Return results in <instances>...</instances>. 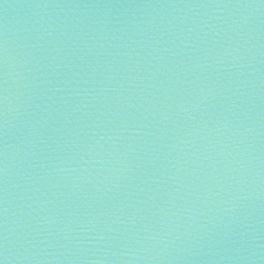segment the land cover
Returning a JSON list of instances; mask_svg holds the SVG:
<instances>
[{"label": "water", "instance_id": "obj_1", "mask_svg": "<svg viewBox=\"0 0 264 264\" xmlns=\"http://www.w3.org/2000/svg\"><path fill=\"white\" fill-rule=\"evenodd\" d=\"M0 264H264V0H0Z\"/></svg>", "mask_w": 264, "mask_h": 264}]
</instances>
